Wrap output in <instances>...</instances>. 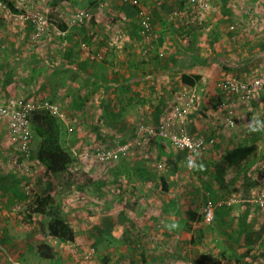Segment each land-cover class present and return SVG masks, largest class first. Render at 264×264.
<instances>
[{"label": "crops", "instance_id": "0c3cea01", "mask_svg": "<svg viewBox=\"0 0 264 264\" xmlns=\"http://www.w3.org/2000/svg\"><path fill=\"white\" fill-rule=\"evenodd\" d=\"M103 1L110 5L109 9L111 10L108 12H111V15H113L116 6H122L120 0H91L88 5L90 9L88 10L92 12L91 17L97 18L104 6ZM141 1L147 3L146 0ZM186 2L187 0H160L159 2L153 0L148 5L153 19L157 23L155 25H159L157 28L158 40L147 53L143 50L138 51L137 44L134 46L133 52L136 58L134 56L132 58L136 62H140V69L143 71L141 74L134 73L131 69L127 70L126 66H117L111 63L117 50L112 51L104 48L107 39L105 34H109V27L106 26L101 30L97 36L100 38L98 41H90L92 46L96 44L100 48L95 50L103 53L109 61L105 65L106 68H100L98 65L102 63H98V65L90 63L86 54L78 49L80 46L78 36L83 27L69 29L66 24V30L63 31L64 38H52L51 46L43 48V50L48 48L45 53L46 57L49 56L55 64H50L46 68L47 71H43V76H39L38 68L32 72L40 77V81L47 80L50 91L56 90L58 93H61L60 89L62 91L64 89L65 92L67 89L79 90L80 86L77 83H81L83 77L86 81H94L98 87L95 97L105 98L99 101L100 109L104 113H114L117 118L116 120H106L110 123H106L102 127L101 134L96 136L95 139L98 142H106L116 139V137L123 138L120 140L122 142L135 138L132 134L135 133L139 122L148 123L150 118H157L163 114L173 92L190 87L182 83V75L199 77L192 88L200 87L201 92L205 95L201 98L198 97L196 111L190 114L185 125L188 134L196 137L201 136L213 142V145L208 146L213 157H208L207 162L201 163L209 164L203 174L210 173L211 176H214V180H211L212 177L210 179L206 177L207 175H204L202 179L192 178L191 180L184 167L186 151L173 149L164 140L156 139L154 141L155 144L157 143L156 148L161 152H159L160 157L165 160L166 176L154 179L155 169L148 162L136 161L138 158L113 164L111 166V172L114 175L112 184L107 185L104 182L107 179H104L103 183L101 182L97 187L100 194L96 201L83 200L89 197L88 194L82 197L80 204L84 202V205L81 206L84 211H87L86 215L66 221L73 232L71 242L58 243L56 239L44 234L38 225L41 216L32 215V220L29 217L25 218L26 222H21L23 227L20 225L14 231L11 227L7 228L6 226V235L21 230L26 242L25 245H11L13 247L6 248L7 250H4L6 252L0 250L2 255L12 257L11 263H8L9 259L4 256L0 260L1 264H253L257 262L256 259L259 256L264 257L262 244L254 245V242L258 240V227H261L260 229L264 233L262 220L257 215V209L249 203L247 197L243 198L241 202L232 203V205L227 203V206L215 209L212 224H205L202 219V210L207 198L221 200L230 196L226 195L227 191L223 190L228 187V181H223L222 178L221 182H218V173L215 170V168L221 170L219 162L224 155L238 145L253 144L257 147L258 159L262 149L261 139L250 136V139L238 137L235 140L230 137L228 128L222 127L219 119L221 114L217 111L215 104L219 99L216 82L228 77L230 73L238 72L237 74H239L255 68L257 63L264 65V54H254L247 59L231 63L224 57L227 50H218V48H227L225 43L221 47L217 42L218 38H222L218 36V33L224 31L227 35L231 34L229 31L231 24L228 26L223 24L225 26V29L222 26L223 30L221 22L215 23L218 19L216 12L222 13L226 17L223 19L229 21L227 15L230 4L226 0L212 1L214 5L212 9V11L214 10L212 12L214 25L210 27L214 32L212 36L210 34L207 36L203 30H199L197 33L196 27L185 26L181 19L183 25L180 26L177 25L179 23L177 19L174 20L175 23L168 21L169 13L175 10L180 14L179 11L182 12ZM122 7L125 11L118 9L116 14L121 16L123 22H128V20L131 22L136 9L132 6ZM86 26L89 27L88 24ZM133 26L135 27V25ZM180 27L182 29L187 27V31H181ZM121 28L123 29L119 27L122 32H130V29L135 32L132 25L128 26L127 23ZM178 29L183 34V40L176 38ZM21 30L23 31V29ZM2 31L6 33L3 34V37L0 35L2 37L0 78L5 77L9 79V82L5 83V87L1 85L0 98L7 99L13 94H18L20 88H29L30 83L26 79L28 75H26L25 66L21 64L23 62L21 59L27 56L25 51L28 50V46L26 45L29 43L31 35L25 34L23 37L22 33L17 37L12 34L14 30L9 25H5ZM85 31L86 34L90 32L88 28H85ZM63 32L60 31L61 34H64ZM91 32H94V29H91ZM108 38H112V35ZM233 43L235 44L234 41ZM112 47L117 48L116 46ZM261 49L264 50V43H262ZM154 50L162 54V59L158 58L157 61L152 59ZM59 55L62 57L60 64L63 67L61 69L56 66ZM249 65H252L251 68H248ZM137 67L139 68V66ZM63 70H66V73L70 72L69 76L59 73ZM35 81L38 83L37 80ZM44 84L46 85V83ZM86 89L88 87L82 86L80 94L78 91L75 93V98H77L76 95L82 98ZM76 103L73 101L71 107L78 111L83 110L82 107L80 109L76 107ZM1 128L4 131L2 138L5 139L7 134L3 121L0 122ZM82 138H86V136ZM90 138L93 139L94 136H90ZM164 149L166 152L163 151ZM221 150L222 157L218 156ZM209 156L211 155L209 154ZM258 164L255 163L250 170H254ZM230 170L235 172L232 168ZM230 170H227V173ZM236 181V183H244L241 180L236 179ZM108 190L112 191V196L106 195ZM13 192L12 194H18L14 189ZM50 196L53 198L52 195ZM20 199L18 201L13 196L5 195L2 208L11 212L10 215H7L8 221L20 220L12 210L18 203H23ZM172 224H175L176 227H166ZM6 225H8L7 221ZM30 225L32 228L34 225L37 226L36 233L32 232L34 228H29ZM253 237H256L255 241ZM31 238L34 241L42 240V244L49 246L53 250V257L44 259L39 253L38 245L30 246ZM252 241L254 242L252 243ZM3 244L8 245L7 242ZM91 248L92 250H90Z\"/></svg>", "mask_w": 264, "mask_h": 264}, {"label": "rangeland", "instance_id": "374dc122", "mask_svg": "<svg viewBox=\"0 0 264 264\" xmlns=\"http://www.w3.org/2000/svg\"><path fill=\"white\" fill-rule=\"evenodd\" d=\"M7 1L11 2L12 5L21 14H12V12H10V10L3 3H0V35H2L3 37V34L6 33L2 31L5 25H9L11 29L14 30L12 34L16 35L17 37L21 36L22 33L23 37H25V34L31 35V37H29V43H27L26 45L28 46V50L25 51V54L27 56L21 59V61H23L21 64L25 66L26 75H28L26 76V79L29 80L30 85L27 89L20 88L21 90L18 91V94H13L7 99L0 98V104H3L5 101L10 99H23L24 102L30 106L29 109H31L29 118L30 125H32L33 130L32 139L29 144V157L23 159L19 152L17 143L12 138H10L7 133L6 124L5 127L7 138H2L4 131L3 128L0 129V250H2V252L4 250H7L6 248L8 247H13L11 245H25L24 243L26 242V240H24L25 237L24 234L22 235L21 230L12 232L11 235H6V229L11 227L14 231V229L16 227H20V225L21 227H23V223L21 222H26L24 221L25 218L27 219L30 215L31 217L32 215L36 216L32 214V210L36 207L37 199L40 196H53L52 206L57 210L58 217L63 219L65 222L69 219L71 220L72 218H80L85 216L87 212L84 211L83 206H81L84 205V202L83 204H80L82 203L80 202L82 197L88 194L89 197L87 199L84 198L83 200H88L89 202L96 201L97 196H99L100 194L97 190L98 185H100L101 182L104 181V179H107L106 181H104L107 183V185L112 184V176L114 175L112 174L113 172H111V166L113 164L123 160H131V158H138L136 159V161L143 160L144 162H148V164L155 169V176H153V178L159 179L160 177H164L167 175L165 170L166 166L164 158L160 157L161 152L156 148L157 143L155 144L154 141L156 139L164 140V142L170 145L173 149L181 151L180 149H177L175 147L172 139H170L168 135H159L161 131L160 126L168 115V108H166L164 113L157 118H150V122L148 123L139 122L136 127L135 133L132 134L135 136V138L128 139L126 142H122L120 140H123V138L116 137V139H112L106 142H98V140L95 138L96 136L101 134V131L103 129L102 127H104L105 124L109 122H106V120H116L117 118L114 113H104L102 112V109H100L99 101L105 98L95 97L97 96L98 87L96 86V84H94V81H86V79L83 77L81 83H77L80 86L79 90L77 91L80 94V89L82 86H84L85 88L88 87V89L83 92V96H81L82 98H80L79 95H76L77 98H75V93L77 92L76 90L71 91L67 89L65 92L64 89L63 91L62 89H60L61 93H58V91L56 90L50 91V86L47 85V80L43 79L42 81H40L39 77L44 75V72L47 71L46 68H48L50 64H55L53 60H50L49 56L46 57L45 53L48 48H46L45 50H43V48L46 46H51V42H53L52 38L63 39L65 35L64 32V34L60 33L57 28V24L49 23L50 19L52 20L55 18L59 21L64 22L69 29H73L74 27H83V30L79 32L80 34L78 36V39L80 41V46L78 44V49L79 51H83L84 54H86L90 63H96L97 65L98 63H102L100 64L101 66L98 65V67L100 68H106L105 65H107L109 61L103 53H101L100 51H96L100 48L97 47L96 44L92 46L93 44L91 45L90 41H98L100 38L97 36L101 33V30L106 26L109 27V34H105L107 39L104 48L111 49L112 51L117 50V54L111 63L117 66H126L127 70L131 69L132 72H138L139 74H141V72L143 71L142 69H140V62L138 63L135 59L132 58L133 56L135 57L133 49L137 44L138 51L143 50L145 53H147V51L151 49L155 45L154 43L158 40L157 28L159 25H155L157 23H155L156 21L153 19L151 9L148 6L153 0H146L147 3L141 0H135L136 6L140 4L139 8L141 10H144L151 18V23L155 30L154 35L149 37L142 32V29L140 27L141 19H139L137 13L133 16L131 22L129 20L128 22H123L121 16L119 17L118 14H116V11L118 9H123V12L125 11L122 6L132 5H128L122 0H120L122 6H116L113 10V15H111V12H108L109 10H111L109 9L110 5L108 3H104L103 1L105 7H102V9L100 10V14L96 19L95 17H91L92 12L89 11L90 9L88 8L91 0ZM154 1L159 2L160 0ZM212 1L213 0H205V2H203L205 3L203 8V3H201L200 6H197L196 3H191L187 0L186 4L182 8V12L179 11L180 14L175 12V10L169 13L170 19L168 21L175 23L174 20L177 19V21L179 22L177 23V25L179 26L183 25L184 22L185 26H192V28L196 27L195 31L197 33L199 32V30H203V32L206 33L207 36L208 34L212 36V34L214 33L210 28L214 25V22L212 21V12H214V10L212 11V9L214 8ZM227 3L230 4L228 6L230 9L229 14L227 15L229 21L225 20L226 17L222 13L216 12V14L218 15V19L215 21V23L218 24L219 22H221V29H223L222 26L225 29V26L231 24V28H229L231 34L229 33V35H227L224 31H222V33H218V36L222 38H218L217 42L219 43V45H221V47L224 46V43L227 47L218 48V50H227V54H225L226 56L224 57L229 59L231 63L232 61L238 62L242 59H247L249 56L254 54H264V50L261 49L262 43H264V0H231L230 2L227 1ZM82 13H88L89 19L85 21L83 18V21L79 22V20L83 17ZM31 17H36L39 20V31L30 27L31 25L29 21L25 20V18ZM92 18H94L95 20H93ZM180 19L183 22H181ZM58 20L57 22H59ZM126 23L128 26L132 25V28H134L135 32L131 29L130 32H122V30L120 29H123L121 27ZM87 24L89 27L86 26ZM133 25H135V27ZM167 26H169L168 23ZM85 28L89 29V34H86ZM180 28L183 32L187 31V27L185 29H182V27ZM21 29H23V31ZM91 29H94V32H91ZM179 29L176 31V38L178 40H183V34L180 33ZM96 30L98 31V33ZM111 35L112 38L109 39L108 36ZM2 37H0V52L2 51ZM233 41L235 42V44L233 43ZM139 45L141 46L139 47ZM112 46H116L117 48H114ZM154 55L152 57L154 61H157L158 58L162 59L163 57L160 52L158 53V51L155 50ZM92 56H94L95 58L96 56L99 57L96 59H92ZM61 59L62 57L59 55L58 60H56L58 63V65L56 66L59 67V69L63 67V65L60 64ZM218 59L222 60L221 58ZM137 66H139V68ZM251 66L252 65H249L248 68H251ZM36 68H38L39 70V76L34 75V72H32V70H36ZM59 73L66 76H69L70 74V72L66 73V70L60 71ZM237 73L238 72H236V74L230 73L228 77H234L240 80L255 79L256 77L264 73V65H259L257 63L255 68H251L250 70L244 71L239 74ZM29 77H34L35 79H31ZM35 80H37L38 83ZM6 82L8 83L9 79H6L5 77L0 78V88L1 85L5 87ZM11 83L13 82L11 81ZM44 83H46V85ZM194 90L193 92L196 95L197 100L198 97H204L205 94L201 92L200 87L194 88ZM185 91L186 88H182L176 90L175 92ZM217 95L219 96V90ZM172 98L173 94L171 95L170 99ZM197 100L192 112L196 111ZM73 101L77 102L76 107H79V109L82 107L83 110L78 111L72 108L71 105ZM97 110H99V112H97ZM236 110L238 111L237 123L234 128L227 129L229 130V135L235 140L238 139V137L249 138L250 136L251 138L256 137L261 139L262 149L260 150V157L256 161V164H259L256 166V168H254V170L248 171L250 173V176L246 177L243 184L236 183L237 174H234L236 172L235 168H232V170H235V172L231 171V168L227 169L230 170L228 171V173L227 170L224 172L223 181H228V187L223 190L227 191L226 195L230 196H227L226 198H223L221 200H211L210 198L206 199L202 210V219L205 224H212V222L214 221V218L209 223H206L204 220V207L208 200L213 202V204L215 205V209L227 206V203H230V205H232V203L241 202L242 199H245L246 197L249 201L254 194L253 192L256 191L257 186L261 183H264V131L251 132L248 127L249 120L256 118L264 119L263 94H256L246 102L238 103L236 105ZM47 112L54 115L59 120L62 128L61 145L64 150L70 154L71 157V163L68 166V170L72 173V177H69L63 181L55 178L38 160L40 138L37 136L35 128L38 121L42 118L43 114ZM189 116L187 117L186 122L188 121ZM1 121L5 123V121L0 118V122ZM221 125L224 129L227 128L224 122ZM183 128L187 135H189L190 137H196L187 133L185 124L183 125ZM82 131H84V133H82ZM165 131L163 130V132ZM167 132L169 131L167 130ZM83 136H86V138H82ZM90 136H94V138L91 139ZM197 138L203 139L205 142V148L200 150V161L207 162L208 157H213L209 152L210 150L208 149V146L213 145V142H210L201 136H198ZM123 144H129L126 155H120L117 159H114V154H116V152L119 150L118 148ZM163 151L166 152L165 149ZM102 153L105 154V157L103 159H101ZM209 154L211 156H209ZM221 154L222 150L220 151V154L218 153V156L222 157ZM184 155L186 158L187 152ZM214 158L217 159L216 157ZM220 163L221 161L219 162V164ZM203 165L204 166L199 170H190L185 167L186 171L189 173L188 177L191 180L192 178L202 179L204 175H207L206 177H209V179L212 177L211 180H214V176H211L210 173L203 174V171L205 170V168L209 167V164L203 163ZM215 170L217 173L219 172L217 168H215ZM253 182H255V185L253 184ZM13 189L14 191H17L18 194H12L14 193ZM249 189L251 190L249 193H247ZM107 194L112 196V191H106V195ZM5 195H8L9 197L13 196V198L18 199V201L21 196L20 200L23 201V203H18L16 207L12 209L14 211V215L17 216L20 220L8 221L9 217H7V215H10L11 212H8L2 208ZM2 209L3 211H1ZM257 215L259 216V218H261L264 228L263 218L259 215L258 212ZM29 219L31 218L29 217ZM6 221L8 222V225H6ZM29 228H34V231H32L33 233L37 232L36 225H34L33 228L32 225H30ZM260 228L258 227V240L255 241L256 237H253L255 242L252 241V243L254 242V245L260 243L264 247V233ZM41 241L42 240L34 241L31 238V240L29 241L31 242L30 246L32 247V245H38L37 248L39 250V246L42 245ZM4 242H7L8 245H4ZM56 242L59 243L57 239ZM90 250H92V248ZM2 252H0V260L5 256L4 253V255H2ZM11 258L12 257L10 256L7 257V259H9V261L7 260L8 263H11ZM256 260L257 262H254V260L253 264H264V257L259 256Z\"/></svg>", "mask_w": 264, "mask_h": 264}, {"label": "built area", "instance_id": "2783aa9c", "mask_svg": "<svg viewBox=\"0 0 264 264\" xmlns=\"http://www.w3.org/2000/svg\"><path fill=\"white\" fill-rule=\"evenodd\" d=\"M126 4H135V0H122ZM191 3H196L200 6L205 0H188ZM230 2L231 0H227ZM205 3H203L204 8ZM82 19L79 22L89 19L88 13H82ZM137 16L141 19L142 32L149 36L154 35V27L152 26L151 18L148 14L139 8ZM29 21L32 28L39 31V20L36 17L25 18ZM99 56H96L98 58ZM92 59H96L94 56ZM216 86L219 90V99L216 101V109L221 114L220 122H224L225 126L229 129L234 128L237 123L236 105L238 103H244L248 99L252 98L256 94H263L264 96V73L256 77L255 79L240 80L234 77H225L218 80ZM194 88L188 87L185 92L173 93V98L170 99L168 105V115L160 126L159 135L169 136L172 139L173 144L177 149L190 152L189 147L184 144V138H190L192 141L199 143L200 150L205 148V142L203 139L197 137H190L186 134L183 125L186 123L187 117L192 113L195 107L196 95L193 92ZM195 91V90H194ZM30 106L24 102L23 99H10L0 104V118L5 121L7 127V133L18 145L19 152L23 159L29 157V144L32 139V130L30 125L29 114ZM179 123V124H178ZM163 130L165 132H163ZM167 130L169 132H167ZM211 142V141H210ZM129 144L121 145L114 154V159H117L120 155L125 156ZM105 157L102 153L101 159ZM260 184V183H259ZM252 195L249 203L257 209L259 215L264 221V183L257 186V189ZM215 205L212 201H207L204 207V220L209 223L214 218Z\"/></svg>", "mask_w": 264, "mask_h": 264}, {"label": "trees", "instance_id": "16d2710c", "mask_svg": "<svg viewBox=\"0 0 264 264\" xmlns=\"http://www.w3.org/2000/svg\"><path fill=\"white\" fill-rule=\"evenodd\" d=\"M12 14H21L11 2L7 0H0ZM131 5V4H128ZM140 5V4H139ZM139 5L132 4L137 13ZM131 7V8H132ZM58 19H50V24H57L59 31L66 30V25L62 21L57 22ZM199 77L181 76V81L186 86L193 87ZM31 130L33 127L31 125ZM34 132V131H33ZM35 132L40 138L38 148V160L46 167V169L57 179L63 181L72 177V173L68 170L71 163L70 154L67 153L61 145L62 128L59 120L50 113L43 114L38 121ZM257 147L255 145H238L231 151H228L221 160V170L218 172V182H221L224 172L229 168H235L237 172V180L245 181L248 177V171L254 166L257 161ZM173 169L175 167L173 166ZM255 185V182H253ZM16 194V193H15ZM53 198L51 196H40L37 199L36 207L32 210V214L41 216L38 222L39 227L44 234L57 239L59 242H71L73 240V232L68 224L58 217L57 210L52 206ZM31 218V215L29 216ZM52 249L42 244L39 246V253L44 259L53 257Z\"/></svg>", "mask_w": 264, "mask_h": 264}, {"label": "clouds", "instance_id": "9594fccd", "mask_svg": "<svg viewBox=\"0 0 264 264\" xmlns=\"http://www.w3.org/2000/svg\"><path fill=\"white\" fill-rule=\"evenodd\" d=\"M248 127L251 132H260L264 131V119L256 118L249 120ZM184 144H186L190 152L185 158L184 167L190 170H199L203 167V164L200 161V148L199 143L192 141L190 138H184ZM166 227L175 228L176 225H167Z\"/></svg>", "mask_w": 264, "mask_h": 264}]
</instances>
